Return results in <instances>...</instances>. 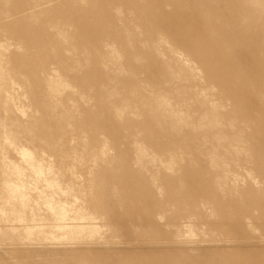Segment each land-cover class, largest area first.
Listing matches in <instances>:
<instances>
[{"label":"rangeland","instance_id":"rangeland-1","mask_svg":"<svg viewBox=\"0 0 264 264\" xmlns=\"http://www.w3.org/2000/svg\"><path fill=\"white\" fill-rule=\"evenodd\" d=\"M0 264H264V0H0Z\"/></svg>","mask_w":264,"mask_h":264}]
</instances>
